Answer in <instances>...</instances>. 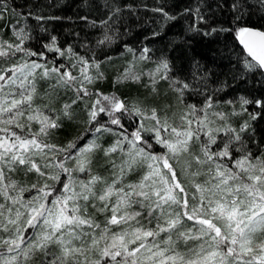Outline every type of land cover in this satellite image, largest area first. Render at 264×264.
Here are the masks:
<instances>
[{
  "label": "snow or ice",
  "instance_id": "snow-or-ice-1",
  "mask_svg": "<svg viewBox=\"0 0 264 264\" xmlns=\"http://www.w3.org/2000/svg\"><path fill=\"white\" fill-rule=\"evenodd\" d=\"M16 36L19 44H7L12 55H37L21 47L27 38L23 30ZM236 36L255 62L246 63V68L264 70V31L241 27ZM55 42L52 37L45 48L60 52ZM5 43L0 41V56L9 55ZM39 55L43 57V52ZM80 63L83 80L76 90L77 99L83 98L81 92L91 95L84 83L97 78L88 75L87 61L80 58ZM61 68L63 65L49 69L31 61L0 69V264H30L37 255L42 257L39 264H264V154L256 156L247 150L239 134L234 137L241 142L236 150L238 157L230 150L232 138L222 149L212 151L210 145L216 143V137L207 123L210 102L199 109L204 113L202 117L196 115L195 106L187 105L189 111L174 126L167 117L162 119L155 108L146 115L139 107L130 110L114 95L100 93H96L97 99L89 110L87 131L93 133L91 141L83 146L73 141L64 147L47 143L50 129L60 125L58 118L34 107L36 72L42 70L41 78L56 74L57 85H71L77 80L70 72H61ZM167 68V62L162 61L157 71ZM4 72L10 75L5 76ZM6 85L14 90L4 93ZM248 103L242 99V104ZM70 107L64 106L65 116L70 117ZM100 113H106L108 121L101 123L97 119ZM125 114L141 117L130 133L121 123ZM215 115L224 118L222 113ZM22 117L27 124L20 122ZM145 120L155 123L148 127ZM33 122L39 124L38 131H32ZM109 125L123 130L116 131ZM104 132L117 136L115 143L103 150L104 155L108 157L119 150L125 157L111 182L90 171L92 155L101 148L96 134ZM201 133L207 137L206 142L200 143L203 158L192 151L193 140L200 141ZM154 145L164 152L156 153ZM184 155L201 168L208 166L206 171L198 169L193 173L206 179L194 183L191 197L175 167ZM73 156L76 167L70 169L64 161ZM36 157L44 161L43 166ZM224 158H228V163ZM190 166L189 162L185 170ZM21 167L46 177L45 182L30 187L19 185L8 173ZM137 167L146 169L143 175L137 182L125 184L124 176ZM74 171L86 173L89 178L75 179ZM61 173L68 176L67 181L61 179ZM48 180L54 183L49 184ZM89 206L96 212L111 214L105 215L103 223L98 222ZM187 222H192L191 226ZM190 241L199 243L186 251L179 249L180 242L187 246Z\"/></svg>",
  "mask_w": 264,
  "mask_h": 264
},
{
  "label": "trees",
  "instance_id": "trees-1",
  "mask_svg": "<svg viewBox=\"0 0 264 264\" xmlns=\"http://www.w3.org/2000/svg\"><path fill=\"white\" fill-rule=\"evenodd\" d=\"M37 17L42 19L37 20ZM17 27H22L27 36L21 47L37 53L35 56L22 55L23 59L42 58L54 67L63 65L61 72H71L70 59L96 61L102 66V73L94 84L86 86L91 95L81 92L80 96L94 102L96 93L114 95L130 110L147 88L130 82L124 74L127 68L110 64L123 52L140 53L147 49L146 56L151 61L167 62L166 74L183 88L182 102L195 106L198 112L210 102L216 112L227 117L225 128L234 131L224 130L217 137L219 142L233 139L230 148L234 156L240 155L236 150L241 146V142L233 138L236 134L251 153L264 154V70L246 68V63L252 61L244 54L236 36L241 27L264 31V0H0V39L17 42L13 34ZM52 37L56 38L55 46L60 52L45 48ZM41 52L43 57L39 55ZM10 56L13 55L0 60L8 65L19 60ZM157 87L155 94L160 97L161 84ZM71 89L77 95L79 87L76 85ZM53 97L52 104L59 110L60 99ZM242 99L249 103L242 104ZM76 105L70 117L59 114L60 126L50 129L45 138L47 143L66 146L71 141L80 143L90 134L83 109ZM99 115L100 119L104 117L101 123L108 121L106 113ZM121 123L130 133L138 125V116L125 114ZM244 125L247 127L241 131ZM109 127L118 129L115 125ZM15 131L19 133L20 129ZM154 149L156 153H162L158 145H154ZM122 161L117 156L107 160L98 156L92 159V172L111 182ZM113 162L117 165L115 169ZM178 166V176L190 196L195 189L187 171ZM143 171L144 168L137 167L127 172L123 182L135 183ZM61 179L66 181L64 173H61ZM61 186L57 184V187ZM89 212L101 223L105 215L110 214L96 212L91 206ZM187 223L191 226L192 222ZM193 243L190 241L185 246L180 242L179 249L186 251L194 247ZM41 258L37 256L36 264Z\"/></svg>",
  "mask_w": 264,
  "mask_h": 264
},
{
  "label": "rangeland",
  "instance_id": "rangeland-1",
  "mask_svg": "<svg viewBox=\"0 0 264 264\" xmlns=\"http://www.w3.org/2000/svg\"><path fill=\"white\" fill-rule=\"evenodd\" d=\"M21 30H23L22 27H19V28L17 27V28L13 29V34L17 38V42H15V43L6 42V41L0 39V41L6 42L4 44V47L6 50L9 51V55H12L11 54L12 50L7 49V44H19L20 40L16 36V33L20 32ZM9 55L0 56V59L7 58V57H9ZM22 55L25 56L24 52H16L15 55H13V56L18 57L19 60L16 63L9 64V65L6 64L5 62H3L2 60H0V69L12 68L13 66H17V65L23 64L25 62L30 63L31 61H36L37 63L44 64L49 69L54 67V66L48 64V62L43 60L42 58L35 59V58L27 57L26 59H23L24 56H22ZM13 56H10V57H13ZM87 62L89 65L88 75L93 76V77H97L102 73V71H101L102 66H99L100 64L98 62H96V61H87ZM161 62H162V60H159L156 62L151 61L146 56L145 50H143L140 53H133L132 51L123 52V53L119 54V56L113 62H111L110 65H115V66H121L122 65L123 67L127 68L126 71L124 72V74L127 75V77L129 78V81L130 82L135 81L140 86L147 88V91L144 92V94L142 96L143 98L141 97L140 99H136L135 107H139L142 110H144L146 115H151V110L153 108H155L157 110V114L162 119L164 117H167L170 123H172L174 126H178L180 124L179 117L184 112L189 111V109L187 108L188 104H186L180 100V95L182 93L183 88H182L181 84L178 83L175 79L168 77V75L166 74L167 69L166 70L160 69V71H157V69L161 65ZM69 63H70L69 69L71 71L70 72L71 75L77 78V80L73 81L71 85H57L56 74H53V76L51 78H41L40 72L42 70L41 69L37 70V72H36L37 94H36V97L34 98V107L39 106L43 110L45 115H48V116L53 117V118H58L59 114L63 117H68V116L64 115V106L66 104L71 105L70 109L68 110L70 114H71L72 110H74V105L79 104L80 108L83 109V113L86 116V119L89 120V110L91 109L93 102H91V100H88L85 98L77 99V95H75L71 89L72 86H76V85L79 88L81 87L80 81L83 80V77L81 75V68L83 67V65L80 63V58H77L76 60L70 59ZM105 64L108 65V63H105ZM96 65H98V67ZM3 74L5 76L10 75V73H8V72H4ZM152 74H155V76L153 77ZM136 77H138V79ZM141 78L143 79L142 81H141ZM154 78H155V83H153ZM29 79H32V78L29 77ZM95 80L96 79H94L92 83L85 82L84 87L91 86L92 84H94ZM0 83H3V81H0ZM159 84H161V87H162L161 88L162 96H160V97H158V95L156 96V94H155L157 92V89H158L157 86ZM39 88H41V89H39ZM10 90H14V89L12 88V86L6 85L5 88L3 89V92L7 93ZM0 94H2V93H0ZM53 96H56L55 97L56 99H60L59 110L57 109V107L54 104H52V102L54 101ZM61 96H64V97L60 98ZM155 98H156V100H155ZM73 100H75L76 103L73 104L72 103ZM216 113H219V112H216V108H214L213 106L207 110L208 127L213 130L212 135L216 137V143L210 145V148L212 151H217L219 149H222L224 146V143H225V142H219L220 140L218 139L217 134L224 131V128L226 127V124H227L226 121H224V120H226L227 117H225V115H223L224 118H220L217 115H215ZM117 114H119V113H117ZM26 115H27V113H26ZM196 115L202 117L204 115V113L201 111L200 112L197 111ZM100 116L101 115H98L97 119L103 120L104 117H102L103 119H100ZM189 118H192V117H189ZM140 120H141V117L138 116V123L140 122ZM20 122L27 124V120L25 117L20 118ZM154 123H155V121H151V120H145L144 121V124L148 127H151ZM9 127H11V129L13 131H15V129H16L14 126H9ZM31 128H32L33 132L38 131L39 130V124L33 122L31 124ZM216 129H220V131H215ZM115 130L116 131H122L119 129H115ZM25 131L27 133V128H25ZM144 134H147L148 136L152 135L151 133H144ZM0 135H3V133H0ZM96 135H98V137H99V139L97 140V143L101 145V148L98 149L92 155V159H95L98 156H102L103 160H107V159L114 157V156H117L120 159H125L124 155L119 150L111 153L110 156H108V157H106L104 155L103 150L106 148H109L111 145H113L115 143V141L117 139L116 135H113L112 133H109V132H104L102 134H96ZM200 135H201L200 141L193 140L192 151L198 155H201V158H203L202 153H200V143H201V141L206 142L207 137L204 136L203 133H201ZM234 137H235V135H233V138ZM92 139H93V133L90 132V134L84 140H82L79 144H80V146H83L84 144L88 143ZM71 142H73V141H71ZM51 144H55L58 147H64L63 145H60L58 143H51ZM159 148L161 149V151L163 153L164 149H162L160 146H159ZM230 150L232 152L231 148H230ZM236 157H238V156H236ZM179 159H180V163L177 165L183 166V170L187 171V174L189 176V181L193 185V187H194V183H201L206 179V177L204 175L194 176L193 173H195L198 169L201 172L206 171V169L208 167L207 165H205V166H203V168H201L200 165L196 164L195 161L192 160L191 157H189L187 155L181 156ZM36 162L38 164H40L41 166H43L44 161L40 157H36ZM64 162H65L66 167H68L70 169H75V167H76L75 156H73V158H71V159H66ZM189 162L191 165L190 169L185 170L188 168ZM224 162L228 163V158H224ZM177 165H175V167H177ZM43 170L45 172L49 171L48 169H43ZM145 170L146 169H144V171ZM90 171L92 174H95L92 172L91 166H90ZM144 171H143V173H144ZM8 175L10 176V178L12 180H15L19 185L26 186V187H30L33 183L42 184L45 182V179H46V177H40L34 171L33 172H27L26 170H22V172H21V170L20 171L16 170L15 172L8 173ZM26 175H29V177H27ZM64 177L66 178V181H67L68 176L66 174H64ZM73 177L75 179H78V180H87L89 178L86 173H82V172H78V171L73 172ZM137 181H135V182H137ZM47 182L49 184H51L53 181L48 180ZM125 184H127V183H125ZM99 187L100 186L98 185V188ZM33 194H35V193H33ZM190 197H191V195H190ZM198 243H199L198 241H194V243H193L194 247H196ZM37 256H39V255H37ZM37 256L33 257L30 264H36Z\"/></svg>",
  "mask_w": 264,
  "mask_h": 264
},
{
  "label": "water",
  "instance_id": "water-1",
  "mask_svg": "<svg viewBox=\"0 0 264 264\" xmlns=\"http://www.w3.org/2000/svg\"><path fill=\"white\" fill-rule=\"evenodd\" d=\"M247 28H250V29H253V30L263 31V30H260V29H257V28H252V27H247ZM237 40H238V43H239L240 47L242 48L244 54L252 61V58L248 55L246 49H244L243 45L239 42V39L238 38H237ZM252 62H254V61H252Z\"/></svg>",
  "mask_w": 264,
  "mask_h": 264
}]
</instances>
